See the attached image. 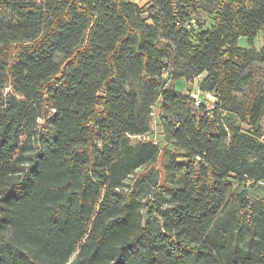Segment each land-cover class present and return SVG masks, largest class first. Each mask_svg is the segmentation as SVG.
Returning <instances> with one entry per match:
<instances>
[{"label": "trees", "instance_id": "obj_1", "mask_svg": "<svg viewBox=\"0 0 264 264\" xmlns=\"http://www.w3.org/2000/svg\"><path fill=\"white\" fill-rule=\"evenodd\" d=\"M2 10L0 264H264V199L246 193L264 181V100L239 95L264 63L239 45L264 29V0ZM200 75L212 107L170 84ZM156 104L165 148L146 138Z\"/></svg>", "mask_w": 264, "mask_h": 264}, {"label": "rangeland", "instance_id": "obj_2", "mask_svg": "<svg viewBox=\"0 0 264 264\" xmlns=\"http://www.w3.org/2000/svg\"><path fill=\"white\" fill-rule=\"evenodd\" d=\"M0 14L5 17L9 15V12L7 11H0ZM9 17V16H8ZM193 19L197 21L198 25L203 26L206 25L209 21L208 15L207 13L203 12V11H198L196 14L193 15ZM206 28H208L207 26H205ZM239 45L243 46V47H253L257 50H262V48L264 47V29L262 31L259 32V34L257 35V37L254 39L253 43L248 42V40L246 38H241L239 40ZM254 78L253 80L250 82V84L248 86H245L242 88V91L239 92L240 97L243 96V94H251L253 93L258 99L261 98L264 100V63H256L254 64ZM203 76H198L195 77L192 80H187L186 78H182L180 81H178L177 83H174V81H171L170 84L173 85L178 91L184 93L185 95H188L191 97V103L192 105L195 106V95L198 96V99H200L201 101H203L205 103V107L210 106L212 107V105H214L216 98H214L213 95H207L204 94L203 92L200 91L199 89V85L201 82ZM158 108L159 106L156 104L153 108L154 111V116H153V123H152V133L148 136H146L147 140H152L156 143H158L160 145L161 148H165L167 147V144L165 143V141L163 140V132H162V124H161V120L160 117H157V113H158ZM202 115V114H200ZM233 123L239 124L244 130H248L249 129V124L240 121L239 118H235L234 120H232ZM41 123H43V120L41 119ZM256 131H259L262 135H264V105H263V110H262V114L259 117V119L257 120V124H255L254 126ZM264 139V136L263 138ZM139 138L133 137L132 141L136 142L138 141ZM173 149V148H172ZM180 161H187V159H181ZM153 168L155 170H157L159 177H160V184H164L165 182V176H166V172L165 169L162 165V154L159 158V161L153 166ZM146 169L141 168L139 170H137V174H142L145 173ZM235 188H237L238 190H242V184H239V182H235ZM246 193L247 196L251 199H264V181L256 184L255 186H247L246 188ZM75 254L72 256V258H74Z\"/></svg>", "mask_w": 264, "mask_h": 264}, {"label": "crops", "instance_id": "obj_3", "mask_svg": "<svg viewBox=\"0 0 264 264\" xmlns=\"http://www.w3.org/2000/svg\"><path fill=\"white\" fill-rule=\"evenodd\" d=\"M209 18V21H208V23L206 24V26L208 27V28H210L213 24H214V22H215V17H208ZM245 38V37H244ZM241 39V38H240ZM247 39V38H246ZM203 78V77H202ZM181 79H179V80H176V81H174V83H177L178 81H180ZM204 94H207V95H212V94H210V93H204ZM215 98V97H214ZM158 113H157V117L159 118L160 117V114H161V111H160V107L158 108ZM162 132H163V126H162ZM163 136V135H162ZM163 140H164V136H163Z\"/></svg>", "mask_w": 264, "mask_h": 264}, {"label": "built area", "instance_id": "obj_4", "mask_svg": "<svg viewBox=\"0 0 264 264\" xmlns=\"http://www.w3.org/2000/svg\"><path fill=\"white\" fill-rule=\"evenodd\" d=\"M131 1L134 2V3H136V4H138V5H143V4H145V3L148 2V0H131ZM195 98H196V99H194L195 100V105L196 106H199L201 104V100L198 99V96L197 95H195ZM140 138L141 137H139V139Z\"/></svg>", "mask_w": 264, "mask_h": 264}]
</instances>
